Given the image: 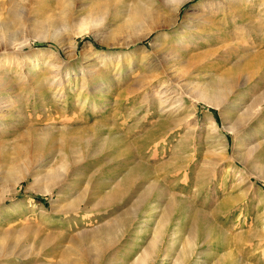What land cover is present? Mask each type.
Listing matches in <instances>:
<instances>
[{"label":"rangeland","instance_id":"1","mask_svg":"<svg viewBox=\"0 0 264 264\" xmlns=\"http://www.w3.org/2000/svg\"><path fill=\"white\" fill-rule=\"evenodd\" d=\"M153 1L0 0V38L8 37L18 47L14 64L0 67V75L13 86L7 94L13 108L0 118L5 123H0V144L8 142L4 151L12 153L17 145L25 151V140L18 137L23 133L32 136V129L76 135L87 131L95 132L97 137L88 143L91 146L81 150L76 147L73 165L77 164L78 178L85 180L80 187L64 193L55 188L41 193L31 188L34 179L28 177L18 183L17 189L8 187L12 191L1 199L5 186L0 185V234H11L7 241L11 240L12 247L20 241L15 255L1 259V264L58 261L52 257L53 252L67 250L74 239L80 242L102 226H111L121 212L133 209L151 182L167 191V205L171 198L180 202L176 204L175 221L169 226L173 232L182 229L190 210L214 222V230L207 227L208 239L198 234L193 251L198 258L196 264H264V168L248 169L253 172L254 185L242 197V190L236 188L240 178L233 170L230 155L243 141L227 130L234 118L230 104L214 107L192 95L193 86L206 87L215 74L264 52V0H185L178 13L170 7L161 13V28L135 40L143 31L124 30L129 10L135 3L154 6ZM163 46L169 47L167 54L162 52ZM217 47L221 48L214 52ZM197 54L204 60L201 58L194 66L189 58ZM169 73L186 82L178 90L181 100L174 103L186 106L174 112V117L162 113L159 89L146 84L151 77L165 79ZM263 85L260 91L246 93V99H261ZM239 92L231 90L226 101ZM17 93L21 96L15 101ZM162 125L161 136L145 149H136L134 144L126 162L119 153L123 144L144 138ZM221 132L227 135V145ZM108 135H120L122 144H111ZM133 158L148 167L140 172L142 177L149 175L148 179L142 178L134 187L124 189L109 211L93 210L92 205L115 192L116 182L127 175ZM41 160L42 167L39 161L34 163L41 172L59 163L43 152ZM58 168L63 172L56 179L60 183L70 168L68 164ZM75 201L78 208L73 211L68 205ZM161 202L156 196L146 201L144 208L132 216L129 231L123 229L112 237L114 245L100 264H132L136 260L137 252L152 240V232L160 222L164 212ZM200 226L202 232L206 224ZM15 230L23 232L22 238L12 235ZM188 235L182 230L171 237L181 239L179 248L186 246ZM50 237L52 243L40 244L41 238ZM97 240L100 244L106 242L104 237ZM177 252L175 248L169 253L179 255ZM71 257L78 259L79 255Z\"/></svg>","mask_w":264,"mask_h":264},{"label":"bare ground","instance_id":"2","mask_svg":"<svg viewBox=\"0 0 264 264\" xmlns=\"http://www.w3.org/2000/svg\"><path fill=\"white\" fill-rule=\"evenodd\" d=\"M184 1L185 0H156V2L153 1L155 2L153 3V5L157 4V6L155 5L147 6L146 4L143 5L144 3L143 4L135 3V6L132 7L131 10H129V14H128L129 19H127V25L124 28V30L130 29L133 32L143 31V34L139 35V37H137L135 40L146 38L150 36L151 33H153L155 30L161 28L159 25V18L161 13L163 14V11H166L170 7L172 8V12L176 14L178 13L179 8L182 5V3H184ZM175 22L176 20L169 25H174ZM144 27L146 29H144ZM166 37H170V36H166ZM0 39H1L0 67L2 68L14 64L13 62L18 59L17 56L18 47L15 45L14 41L8 37L2 36V38ZM166 46H163L161 49L162 52L165 54H167V52L169 51L168 49L169 47L167 48ZM219 48L221 47L215 48L214 52L219 51ZM19 49H21V47ZM200 55L201 54H197L189 58L190 59L189 61L191 62L192 65L195 66L200 63L201 58L203 59V56L201 57ZM0 76H1L0 77V118H1L3 116L6 117L5 114L10 112L11 109L13 108L12 100H9L7 96L10 90H12L13 86L10 85L11 83L8 84L6 78H3L2 75ZM170 76L171 75L169 73L165 76V79L151 77L150 81H148V83L146 84H148L149 87L159 89L158 102H160V104H162L164 108L162 113L167 114V116L171 115L174 117L175 116L174 112L179 113L178 111L186 106L185 103H184L185 105L182 106L180 102L179 104L178 103L176 105L174 104L175 102L179 101L180 99L179 96H181V93H179L178 91L179 88L183 87V85L186 84V82H183L181 77L172 78ZM262 82H264V52L256 56L249 57V59L246 60L245 62L236 63L232 69L227 70L226 72L215 74L212 77V79L209 82H207L206 87L193 86V91H192L193 92L192 95L197 100L206 102L211 106L220 107L223 103L230 104L229 109H231L232 112L231 114L232 116H234V118H233L232 127L231 126L228 127L227 130L228 132L235 134L237 138L240 137L241 140L243 141L242 145H240V147L238 146L240 150L239 149L234 150L232 155H230L232 158L231 163L233 164L232 166L233 170L234 172L236 170V174L240 178L239 179L240 182L238 184V187L236 186V188L237 189L240 188L242 190L241 192L242 197L244 196V194H247L249 189L254 185L253 184L254 180H252L253 172L248 171V169L252 168L253 166L254 167L259 166V168L261 166L264 168V112H263L264 96L261 99L258 100L255 99V101L254 99H252L251 102H249L247 100L248 98L246 99V97L244 96L246 95V93H250L252 91L262 89ZM233 89L234 90L238 89L240 90V92L237 95H234L233 92L232 93L233 96L229 97V99H227L226 101V98L230 94L229 92L231 90L233 91ZM240 94L243 96H241ZM20 96H21L20 93H17L15 94V96H13V98L16 101V99H18ZM181 102L183 103V101ZM175 119H172V121H174ZM0 123H2V121ZM2 125H5V123L4 124L2 123ZM164 126L165 125H162L156 132L150 133L149 135L147 134V136H145L144 138L141 139L137 138L134 141L135 143L134 142L131 143L130 141H128L126 145L123 144L124 147L119 150V153L121 154V156L124 155L126 157V162L129 161L130 160L129 157L133 154L134 151L133 149L134 144L136 149H143L144 147H147L149 143H151L155 138L161 136L164 130ZM214 127L216 129L215 123H214ZM31 132H32V136L31 133L28 135L23 133L21 136L18 137L19 139L21 138L22 140H25V146H26L25 151L20 150L19 146L17 145L14 147L12 153H7L6 151H4V149L7 150L6 147L8 142L2 141L0 144V185L5 186L1 189L2 193L5 194L1 197V199L5 198L7 191H12L8 187L15 186L16 188L20 181L28 177H33L34 179V182L31 184V188H35L36 190H38V192L41 193H48L51 191L52 188L58 189L60 193H64L66 190L68 191V189L80 187V184H82L85 180L78 178L79 176H77L76 174L78 170L76 171L77 164L73 165L74 164L73 158L75 157L74 153L77 152L76 147H79V149L81 150L82 147L86 145H90L88 143L92 140V138L94 139V137H96L95 136L96 134H94L95 132L91 133L86 131V132L78 133V135L71 134V132H66V131L64 132L62 131L59 133L58 132L52 133L53 132L52 130L51 131L43 130L39 132L37 129H32ZM98 133H101V131ZM220 135L224 140V145H227L228 142L227 135L223 132H221ZM107 137H108L107 141L110 142L111 144L114 145L118 143L122 144L120 135H115V136L108 135ZM98 148H100V143L98 145ZM42 152L43 154L46 155L49 154V156H54L59 162L58 166L55 167L51 166V168H53L52 170L50 168V171L45 170L43 172H41L38 166L35 167L34 163H36L37 161H39L41 164L39 165V167H42L43 164L41 161L46 160V158L41 160ZM28 154L31 155L29 156ZM78 158L80 159V156ZM67 164L69 165L70 171L69 172L67 171L68 174L65 171V173L67 174L66 179L64 181L61 180L60 183H57L56 179L61 177L63 173L62 170L61 171L58 170L59 165L65 166ZM130 164H132V166H129L130 168L128 170L129 172L127 171L128 172L127 175L124 177L122 176V178L118 182H116L115 192L105 195L104 198H101L99 203L92 205L93 210L109 211L108 209L115 206L114 204L116 203L114 202V200L115 199L117 200V197H120L119 194L125 193L124 189L129 190L131 187H134V184L138 180H141L142 178L144 181L148 179L149 175L142 177V175L140 174L141 170H144L147 167L145 166L144 163L138 161L136 162L134 161L133 158ZM112 167L115 169L113 165ZM64 175L65 174H63V176ZM90 181H92V179H88L87 182ZM97 184L98 183H94L93 186H97ZM160 186H157L155 182L153 183L151 182L148 188H146V190L141 194L142 196L139 195L141 197L139 198L138 202H136L132 210L129 209L128 211L125 210V212H121V214L118 216V220L116 219V222H114L111 226H102L98 231L94 232L93 234L91 235L87 234L86 237L81 239L80 242L74 241L75 240L74 239L73 242L71 243V247L67 248V250H62L61 252H53L54 256L52 255V257H57L59 258V260L56 262L53 261L52 263L50 262L49 264H100L101 260H103V257L110 252L108 251V249H111V247L114 245L113 242L115 238L113 239L112 237H114L115 234L119 233V231H122L123 229L126 230L128 229V227H130L131 223H133L131 222L132 216L135 217L134 216L135 213H137V211L141 209V207L144 208V206L146 205V201H149V199H151L152 196L154 197L156 196L163 201V203L161 202L163 204V207L161 206V208H162V212L163 211L164 212L159 217L160 222L157 223V227L155 228L154 234L152 232L153 235L152 240L147 244V246H145L144 248L142 247V250L140 252H137L138 255L136 257V260L132 264H160L161 262H167V264H187V262H189V264H196L197 263L196 259L198 258L194 257L196 256V254H194L193 251L194 248H196L195 246L196 243H198L197 241L198 234L201 235L202 233L204 239L207 238L208 237L207 227L214 230L215 224L212 220L208 219L205 214H201L198 212L195 213L196 214L195 215L192 214L190 210L189 216L186 217L185 221L182 222V226H183L181 227L182 229L181 230L179 229L178 231L174 229L173 232V230H171L169 226L173 224L172 223L173 221H175L174 219L176 215V204L180 205V202L179 204L175 203L174 200H172L173 198H171L169 199L170 201H167L168 202L167 205L165 201H166V197L168 196V193H166L167 191L164 192L165 189H163ZM5 188L6 190H4ZM77 203L78 202L75 201L68 206L70 209L75 211L78 208ZM158 208L160 209V206ZM203 223L206 224V228L205 229L203 228V231L201 232L202 229L200 230L201 227L200 225H203ZM138 229H139L138 232L140 233L143 232L142 226L139 227ZM182 230L185 233L186 232L189 233L188 235L189 240L187 241L186 246L183 247L180 246L178 248L179 240L181 239L178 240L177 237L174 236L175 237L174 238L171 236L177 234V232L179 231L182 232ZM14 233H12V235L15 236L16 238H20V237L22 238L23 235L22 231L19 234L18 230H15ZM8 236L10 237L11 234L8 233H4L3 235L0 234V264H1V259H7L10 256L15 255V251L17 250L16 248L20 244V241L18 240L19 244H17L15 247L10 246V244L12 243L9 242L11 240L7 241ZM100 237H104L106 242H102V244H100L99 243L100 240H97ZM171 239H173L172 243L170 242ZM50 243H52V237L43 238V239L41 238L40 244L42 246L44 245L47 246ZM175 248L177 249L178 252L180 251L179 255H173L169 253L171 252V250ZM74 253L79 255L78 259H73L71 257V255ZM92 253L95 254L93 257H91L93 255ZM51 254L52 253H50V255ZM226 259L227 258H225L224 261Z\"/></svg>","mask_w":264,"mask_h":264}]
</instances>
